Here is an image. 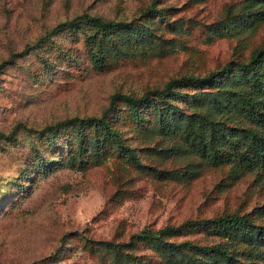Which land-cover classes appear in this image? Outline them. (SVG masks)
Returning a JSON list of instances; mask_svg holds the SVG:
<instances>
[{
    "label": "rangeland",
    "instance_id": "374dc122",
    "mask_svg": "<svg viewBox=\"0 0 264 264\" xmlns=\"http://www.w3.org/2000/svg\"><path fill=\"white\" fill-rule=\"evenodd\" d=\"M151 3L0 0V133L20 124L0 136V264H264L263 232L211 221L237 213L264 226V169L207 155L264 133L237 104L255 82L264 106V53L253 70L238 65L264 46V0ZM82 13L119 25L52 31ZM230 61L210 84L137 108L116 99L110 132L94 121L40 132ZM219 242L226 257L204 248Z\"/></svg>",
    "mask_w": 264,
    "mask_h": 264
},
{
    "label": "trees",
    "instance_id": "16d2710c",
    "mask_svg": "<svg viewBox=\"0 0 264 264\" xmlns=\"http://www.w3.org/2000/svg\"><path fill=\"white\" fill-rule=\"evenodd\" d=\"M157 0H152L151 7H154ZM81 21H86L88 23H91L93 25H96L100 28H103L104 30H110L114 27L119 25V22H115L113 20H104L100 16H92L87 13L77 14L65 21H61L57 23L52 31H58L61 29H65L67 27H73L77 24H79ZM47 33L46 35H49ZM264 53V46L260 47L258 49H255L251 56L250 60L247 63H239V67L241 69L245 70H253V63L258 60L260 55ZM233 62L226 63L222 68L210 71L205 75L202 76H195V75H182L179 77L171 78L168 80L165 85L162 88L159 89H150L145 92H143L140 96H130L128 94H114L111 97L109 106L107 109L101 114L100 116H91V117H79V116H72L65 118L61 121L55 122L53 124H49L44 126L40 132L41 133H52L53 131H56L57 129H60L61 127L65 125H84L86 123H89L91 121L97 122L100 126L104 127L105 130L108 132L112 131V128L108 125L107 121L104 118V114L106 111L113 105L114 101L116 99H124L127 102L131 104L133 108H137L142 103H146L147 101H150L156 94H162L165 91H168L172 94H177L178 92H174V86L177 85H197V86H204L207 84H210L216 79L221 78L222 76L227 75L228 69H231ZM262 88L257 84L253 83L251 84V91L246 94V96L243 99H240L238 104L239 111L241 114L246 117L247 119L251 120L252 122L262 124L264 125V106L262 108L258 107L259 100H260V91ZM169 94V93H168ZM212 106L218 107L214 100L211 102ZM215 104V105H214ZM140 118V116H137ZM193 119L196 123L203 124V116L200 114H196L193 116ZM206 121V120H205ZM20 126L16 125L14 126L11 131L7 134L0 133V136L7 137L10 136L14 131L17 130V128ZM25 127V126H23ZM204 130H209L211 133H215L217 131L214 124L211 122L205 123L204 126H202ZM209 159L218 162L222 159H231L233 161L238 162L241 165L245 166H255L259 165L264 169V133L262 134H254L253 137H249L247 133H244V135L239 138L234 145L229 150H216L211 153V156L207 154ZM211 221L217 222L218 224L224 226L226 229L230 230H240L243 229L245 226L253 227L254 229H258L259 231L264 233V226L255 224L250 217L246 215H239L237 213H230L227 215H221L211 218ZM174 229V226H165L164 228H161L158 231L154 230H145L143 232V236L145 237H151L156 234V232H165L168 230ZM205 249H215L219 254L226 257L227 250L224 244L222 243H215L212 245L204 246Z\"/></svg>",
    "mask_w": 264,
    "mask_h": 264
}]
</instances>
